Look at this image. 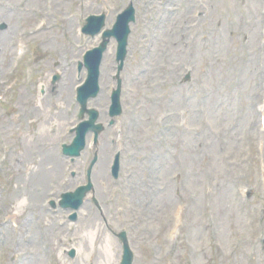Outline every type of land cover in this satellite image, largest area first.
Returning <instances> with one entry per match:
<instances>
[{
    "label": "rangeland",
    "instance_id": "obj_1",
    "mask_svg": "<svg viewBox=\"0 0 264 264\" xmlns=\"http://www.w3.org/2000/svg\"><path fill=\"white\" fill-rule=\"evenodd\" d=\"M131 1L137 21L123 72L124 113L100 135L92 177L105 223L88 200L75 222L48 201L86 182L97 149L89 144L74 160L61 153L80 121L76 88L87 71L78 63L100 42L79 25L105 11L111 28L129 0H0L4 263L34 249L23 264H47L51 252L42 251L50 248L49 264L56 251L58 264H81L64 251L84 244L93 224L88 253L99 257L109 235L114 264L122 245L107 225L127 231L133 264H264V0ZM115 53L112 40L102 91L90 101L104 124ZM47 151L61 170L49 171Z\"/></svg>",
    "mask_w": 264,
    "mask_h": 264
},
{
    "label": "water",
    "instance_id": "obj_2",
    "mask_svg": "<svg viewBox=\"0 0 264 264\" xmlns=\"http://www.w3.org/2000/svg\"><path fill=\"white\" fill-rule=\"evenodd\" d=\"M103 19L99 21V25H103ZM133 19V8H129L126 10V12L121 16L119 23L117 24L114 31L106 32L105 37L111 36L112 34L116 36L119 40V53L118 58L124 59L125 56V45H126V37L128 34V22ZM106 42L103 44V46L98 49L94 50L92 52H89L86 57L87 66L89 67V78L86 81V84L79 90V100L82 103V111L83 113L86 109V102L90 96H95L97 92L99 91V85H98V77H99V67L101 62V54L105 49ZM119 95L120 90L114 92L113 97V105H112V115H117L121 113V106L119 102ZM90 121L85 122L78 128V135L76 140L74 141L73 145L70 147H65L64 152L68 153L70 155H78L79 151L84 147V137L85 132L88 131L90 127H92L94 130H99L100 126L95 125V120L98 116V113L94 110H91L90 112ZM96 131V132H97ZM90 186L87 187H81L76 193L71 195H68L65 197L66 201L68 202H74L76 200L81 202L83 196L85 195V192L89 190ZM124 239V237L122 236ZM132 261V255L128 251L127 246H125V256L122 264H131Z\"/></svg>",
    "mask_w": 264,
    "mask_h": 264
},
{
    "label": "bare ground",
    "instance_id": "obj_3",
    "mask_svg": "<svg viewBox=\"0 0 264 264\" xmlns=\"http://www.w3.org/2000/svg\"><path fill=\"white\" fill-rule=\"evenodd\" d=\"M42 123L44 124V121ZM43 124H42V127H43ZM46 133L47 132H45V130L43 129L42 134L45 135ZM46 153H47L46 155H47L48 161L51 164H53V167H51V165L49 164L50 165L49 171L61 170V168H62L61 167L62 166L61 160L58 157H55L51 151H47ZM50 178H51V176L49 178H45L44 180L48 181V180H50ZM24 203H25L24 201H20L19 206H21ZM93 228H95L93 224H90V226L87 225V231L85 234L84 244L79 245L80 263L84 264V260H85V258H87V260L89 259L90 264H91V260H93V259H95V261L98 262L97 264H114L115 255H114V252L111 251L113 248L110 249L112 243H111V238L109 235H106L104 237L102 243L100 244L101 247H100L99 257L98 256L94 257L93 254L88 253L89 249H90V244H91V247L93 249L94 244H95V240H96V239H94L95 234L93 232ZM98 232H99V230H98ZM96 235H97V232H96Z\"/></svg>",
    "mask_w": 264,
    "mask_h": 264
}]
</instances>
